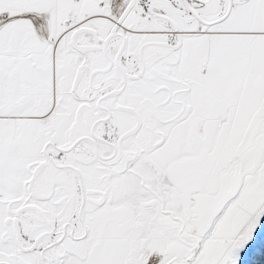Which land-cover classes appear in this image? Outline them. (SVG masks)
Returning a JSON list of instances; mask_svg holds the SVG:
<instances>
[{"label": "snow or ice", "instance_id": "1", "mask_svg": "<svg viewBox=\"0 0 264 264\" xmlns=\"http://www.w3.org/2000/svg\"><path fill=\"white\" fill-rule=\"evenodd\" d=\"M0 264H264V0H0Z\"/></svg>", "mask_w": 264, "mask_h": 264}]
</instances>
